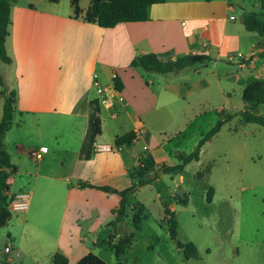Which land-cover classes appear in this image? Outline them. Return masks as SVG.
Returning a JSON list of instances; mask_svg holds the SVG:
<instances>
[{"label":"crops","instance_id":"0c3cea01","mask_svg":"<svg viewBox=\"0 0 264 264\" xmlns=\"http://www.w3.org/2000/svg\"><path fill=\"white\" fill-rule=\"evenodd\" d=\"M8 1L5 49L11 61H0L5 83L4 90L0 85V118L3 91L13 90L14 110L4 143L17 160L11 159L16 171L7 180L6 193H17H9L8 188L18 174L19 186L29 188L30 199L20 215L3 225L8 236L3 248L8 246L9 251L0 250V264H53L57 251L66 256L68 264L89 252L100 257L101 237L114 231L109 221L120 196L81 183L126 188L133 183L131 179L135 181L130 171L140 154L151 155L157 167L175 164L156 153L162 144L152 138L148 116L172 104L187 103L200 89L196 83L208 85L205 78L211 73L208 67L204 72L194 67L164 74L146 72L130 61L149 52L175 59L204 51L216 62H232L242 54L253 60L244 65L234 62L238 80L249 76L264 80V37L247 31L241 20L242 10L259 11V0H164L148 7L147 20L107 28L84 19L89 0H79L77 16L70 0L65 7L59 0ZM73 56L78 68L69 71L66 61ZM171 73H183L182 78ZM113 76L119 79L120 90ZM195 76L198 82L192 80ZM93 99L98 100L101 129L90 157L82 159L80 147ZM57 120H69L73 138L53 144L44 140V127ZM130 130L136 134L132 143L116 146L114 138ZM27 131L36 145L23 138ZM41 148L45 151L37 159L32 152Z\"/></svg>","mask_w":264,"mask_h":264},{"label":"rangeland","instance_id":"374dc122","mask_svg":"<svg viewBox=\"0 0 264 264\" xmlns=\"http://www.w3.org/2000/svg\"><path fill=\"white\" fill-rule=\"evenodd\" d=\"M59 5L65 7L68 0H59ZM75 57L66 61L69 71L78 68ZM236 58L232 62L223 59L216 62L212 56L206 66L195 67L201 72L208 67L211 72L205 78L208 85L203 86L199 81L196 84L200 89L189 96V102L161 108L147 119L152 138L162 144L156 153L164 156L167 163H177L176 152L192 151L198 139L216 123L217 112L221 111L222 116L235 114L204 143L199 160L191 161L180 171L181 185L188 201L174 212L177 237L182 242L194 243L197 257L185 259L182 250L168 235L167 216L163 217V209H176V181L174 174L159 169L157 177L128 196L129 205L114 225V231L120 235H113L112 230L109 236L101 237L102 250L99 253L106 264H264V127L241 121L239 113L244 109L241 99L244 83L247 78L256 77L239 81L235 75L236 72L240 74L234 64ZM246 62L252 63L240 60L243 65ZM183 72L187 74L189 71ZM182 74L171 73L170 76L182 78ZM225 74L226 79H222ZM196 78L200 79L195 76L192 80ZM254 112L264 115V104H259ZM104 133L109 134L106 122ZM29 134L27 131L23 138L34 142ZM44 136V140L53 144L64 138L72 139L69 120L46 123ZM9 153L16 162L13 151L9 149ZM131 180L134 183V179ZM19 181L17 174L10 182L9 193L24 191L30 195L29 188L19 186ZM209 186L213 187V193L211 201L207 202ZM13 195H8V205ZM18 213H10L8 220H14L20 215ZM135 223H138L137 227ZM5 230L6 226L0 227V250L8 242ZM118 242L124 243V249L117 257L114 246ZM95 253H98L97 248Z\"/></svg>","mask_w":264,"mask_h":264},{"label":"trees","instance_id":"16d2710c","mask_svg":"<svg viewBox=\"0 0 264 264\" xmlns=\"http://www.w3.org/2000/svg\"><path fill=\"white\" fill-rule=\"evenodd\" d=\"M55 2L56 0H51ZM164 0H89V5L85 11L84 19L87 22H93L100 27H113L120 22H135L148 19V7L151 4L162 3ZM74 14L80 13L79 0H70ZM10 2L8 0H0V61L10 63L11 58L5 49V39L8 35V25L10 22ZM241 20L247 31H254L259 37H264V0H259V11L242 10ZM264 55V52H263ZM212 60V56L204 51L197 53L183 54L175 59H162L157 53L149 52L139 55L130 61L131 66H139L146 72L168 73L181 70L186 67H197L207 65ZM114 86L120 90L121 84L117 76L113 77ZM0 85L5 89V83L0 73ZM2 115L0 118V227L5 225L6 220L10 216L7 209L9 197L6 193L8 187L7 180L9 176L16 171V166L12 164L10 155L4 143L6 131L11 126L12 114L15 104V92L12 90L8 94L3 91ZM241 99L244 103V109L239 115L243 123H256L264 127V115L254 112L259 104H264V80L257 78H247L246 83L241 92ZM88 124L87 130L80 147V157L88 159L93 150V143L96 135L101 129V119L99 116L98 100L93 99L89 102ZM218 119L216 123L205 132L197 141L194 149L188 153L178 151L175 157L178 163L169 165L161 164L157 167L151 155L140 154L135 166L130 173L136 177L134 183L121 190L111 188L109 186H94L83 182L81 186L97 187L106 192H114L120 196L119 204L112 210L114 218L109 221V225L114 226L125 213L126 207L129 205L128 195L138 187L151 182L148 176L157 173L159 169L163 173L175 174L180 172L183 167L191 161H198L199 154L205 142L210 140L220 129L223 123L230 121L235 114L221 115V111L217 112ZM136 134L133 130L125 132L114 138L116 146L131 144ZM157 177V175H156ZM137 187L133 188L134 185ZM213 193V187L209 186L206 190V201L210 202ZM188 198L184 194L183 198H179L178 202L186 205ZM163 212L167 216L166 229L169 237L174 240L176 246L182 250L185 259L196 258L198 255L197 248L194 243L182 242L177 237V221L174 211H170L164 207ZM146 215H144V218ZM138 222V221H136ZM138 226V223H135ZM124 243L118 242L114 246L115 255L118 257L123 254ZM53 264H68L67 258L61 252H55L52 256ZM75 264H106L105 261L96 254L89 252L81 257Z\"/></svg>","mask_w":264,"mask_h":264},{"label":"built area","instance_id":"2783aa9c","mask_svg":"<svg viewBox=\"0 0 264 264\" xmlns=\"http://www.w3.org/2000/svg\"><path fill=\"white\" fill-rule=\"evenodd\" d=\"M236 59H237V63H240V60L244 59V57L242 56V54H237ZM245 60H249L250 62H252V58H250V59L248 58ZM99 91H100V89H99ZM43 151H45V149L41 148V150L39 152H32V155L38 159L41 157V152H43ZM144 156H145V154H144ZM28 200H29V193L24 192V191L15 193L13 195L9 205H8L10 213H18V212L25 210L28 206ZM3 251L8 252L9 247L5 246L3 248Z\"/></svg>","mask_w":264,"mask_h":264},{"label":"water","instance_id":"95a60500","mask_svg":"<svg viewBox=\"0 0 264 264\" xmlns=\"http://www.w3.org/2000/svg\"><path fill=\"white\" fill-rule=\"evenodd\" d=\"M160 172H162V171H160ZM155 176H156V173H152L151 175L148 176V179L154 178ZM174 179L176 181V190L175 191H176V194L178 196L177 201L175 203L176 209H174V212L176 213L177 208H181L182 207V205L178 202V199L184 197V188L181 185L180 172H176L174 174Z\"/></svg>","mask_w":264,"mask_h":264}]
</instances>
